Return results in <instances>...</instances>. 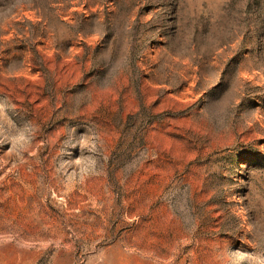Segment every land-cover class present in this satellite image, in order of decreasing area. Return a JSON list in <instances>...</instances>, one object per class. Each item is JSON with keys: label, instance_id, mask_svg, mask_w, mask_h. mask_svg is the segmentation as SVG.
Segmentation results:
<instances>
[{"label": "rangeland", "instance_id": "rangeland-1", "mask_svg": "<svg viewBox=\"0 0 264 264\" xmlns=\"http://www.w3.org/2000/svg\"><path fill=\"white\" fill-rule=\"evenodd\" d=\"M0 264H264V0H0Z\"/></svg>", "mask_w": 264, "mask_h": 264}]
</instances>
